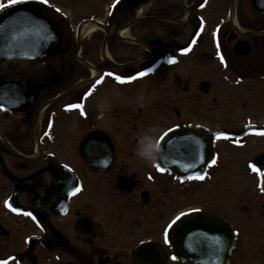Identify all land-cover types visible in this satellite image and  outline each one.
Here are the masks:
<instances>
[{
	"label": "flooded vegetation",
	"instance_id": "obj_1",
	"mask_svg": "<svg viewBox=\"0 0 264 264\" xmlns=\"http://www.w3.org/2000/svg\"><path fill=\"white\" fill-rule=\"evenodd\" d=\"M40 1L68 48L0 59V261L224 264L225 239L226 264H264V198L217 195L264 185V0ZM175 129L166 159L138 155Z\"/></svg>",
	"mask_w": 264,
	"mask_h": 264
},
{
	"label": "water",
	"instance_id": "obj_2",
	"mask_svg": "<svg viewBox=\"0 0 264 264\" xmlns=\"http://www.w3.org/2000/svg\"><path fill=\"white\" fill-rule=\"evenodd\" d=\"M256 10L264 13V1L255 3ZM68 48L67 27L56 13L44 8L37 0H28L16 4L0 13V58H15L38 62L45 55H60ZM239 53L247 55L249 49L241 47ZM183 131L176 130L162 139L161 152L166 159L169 153V145L172 140L177 141L182 137ZM185 148L174 146V153L181 154L189 152ZM197 152L190 150L191 155ZM165 163H171L165 161ZM177 175H191V172L176 171ZM197 232V237H199ZM223 253L225 255L228 245L223 239ZM199 264V263H196Z\"/></svg>",
	"mask_w": 264,
	"mask_h": 264
},
{
	"label": "rangeland",
	"instance_id": "obj_3",
	"mask_svg": "<svg viewBox=\"0 0 264 264\" xmlns=\"http://www.w3.org/2000/svg\"><path fill=\"white\" fill-rule=\"evenodd\" d=\"M164 32H160V35H162L163 38H165V41H166V36H167L166 29H164ZM206 64H207L206 65L207 66V69H209V65L211 67L213 63L207 61ZM15 66H16V68H20V69H23L24 68L23 64H21L20 62L16 63ZM186 67H188L187 64H186ZM192 72H197V71H192ZM237 104H238L239 107L243 106V104H241L239 101H237ZM238 176H239V178L241 180L242 173H239ZM250 185L251 186H249L248 183L243 182L241 184L240 188L239 189H236L235 191L232 190V189H230V188H228L227 186H223L220 189V192L217 193V195H220L223 198L224 197H227V196H235V195L238 196V197H249V196H255V197H257V196H259L261 198H264V185L263 186L256 185L255 182H251ZM262 200H264V199H262Z\"/></svg>",
	"mask_w": 264,
	"mask_h": 264
},
{
	"label": "snow or ice",
	"instance_id": "obj_4",
	"mask_svg": "<svg viewBox=\"0 0 264 264\" xmlns=\"http://www.w3.org/2000/svg\"><path fill=\"white\" fill-rule=\"evenodd\" d=\"M22 0H7V4L3 3V2H0V10L4 9L5 7L9 6V5H13V4H18V3H21ZM43 3L44 4H48L49 3V0H43ZM185 52L188 51V49H184ZM152 71V69H147L145 72H140L138 73L137 75L138 76H144L147 72H150ZM116 79L123 83V82H126L127 80H130L132 79V77H120V76H117ZM97 83H99V81H97ZM95 88V85H93V89ZM68 107L72 108V107H82V105H73V104H70L68 105ZM217 137H222V136H225L226 134L224 132H218L217 134ZM157 143H159V141H157ZM214 162V161H213ZM67 167V165H66ZM156 167L161 171H165L164 168H161L160 165H156ZM251 167L256 170V171H259V169L256 168V165L255 164H252ZM190 178H196V179H203L204 176L203 175H200V174H197L195 177H190ZM72 191L73 194H75V192H78L80 191V188L78 187H73L70 189ZM7 203V201H6ZM9 207H11V205H9ZM13 211H19L18 209H13ZM28 215H31V213H28ZM185 216V213L181 212L179 214V216H177L175 218V220L172 221V223L169 225V228H171L173 225H176L178 223V221L180 220L181 217ZM165 242H168V234H167V231L165 232ZM173 259H176L175 256H173ZM0 264H8V261H0Z\"/></svg>",
	"mask_w": 264,
	"mask_h": 264
},
{
	"label": "clouds",
	"instance_id": "obj_5",
	"mask_svg": "<svg viewBox=\"0 0 264 264\" xmlns=\"http://www.w3.org/2000/svg\"><path fill=\"white\" fill-rule=\"evenodd\" d=\"M153 132L155 129L152 130ZM137 153L145 161L154 164L160 153V145L154 135H141L139 137Z\"/></svg>",
	"mask_w": 264,
	"mask_h": 264
},
{
	"label": "bare ground",
	"instance_id": "obj_6",
	"mask_svg": "<svg viewBox=\"0 0 264 264\" xmlns=\"http://www.w3.org/2000/svg\"><path fill=\"white\" fill-rule=\"evenodd\" d=\"M145 9V8H144Z\"/></svg>",
	"mask_w": 264,
	"mask_h": 264
}]
</instances>
